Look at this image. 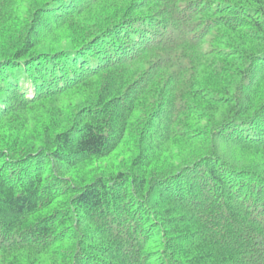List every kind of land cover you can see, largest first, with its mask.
<instances>
[{
    "label": "trees",
    "instance_id": "trees-1",
    "mask_svg": "<svg viewBox=\"0 0 264 264\" xmlns=\"http://www.w3.org/2000/svg\"><path fill=\"white\" fill-rule=\"evenodd\" d=\"M0 264H264V0H0Z\"/></svg>",
    "mask_w": 264,
    "mask_h": 264
}]
</instances>
